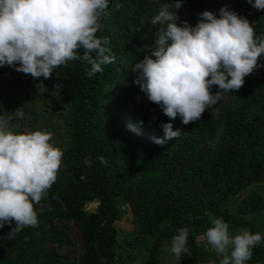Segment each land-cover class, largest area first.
<instances>
[{
  "label": "trees",
  "instance_id": "16d2710c",
  "mask_svg": "<svg viewBox=\"0 0 264 264\" xmlns=\"http://www.w3.org/2000/svg\"><path fill=\"white\" fill-rule=\"evenodd\" d=\"M163 2L110 0L97 35L107 38L113 62L91 78L90 66L78 60L56 70L59 88L50 100L54 106L63 104L64 114L57 115L65 129L59 145L62 166L48 195L34 205L38 226L25 227L11 238L7 234L14 222L0 229V264H112L118 258L116 221L124 213L135 220L137 242L153 240L144 264H160L165 246L182 227L189 229L190 252L178 264H199L198 233L217 217L229 224V232L242 227L254 233L250 223L237 217L264 212V197L246 193L264 180V68L246 76L238 91L225 94L229 103L206 109L199 121L187 126L179 118L171 121L173 130H181L179 138L154 143L153 137L163 138L160 125L169 118L133 83L137 74L131 69L154 42L158 26L150 21ZM225 6L264 36V10L252 9L247 0H183L177 23L195 26L199 13L209 10L218 17ZM13 71L0 82V108H9L18 93L36 91L39 79ZM217 90L214 86L211 91ZM33 115L28 127L48 131ZM229 204H235V213L225 211ZM70 223L83 238L76 259L58 253L67 247L77 250L63 231ZM252 252L248 264L263 261L264 242Z\"/></svg>",
  "mask_w": 264,
  "mask_h": 264
},
{
  "label": "clouds",
  "instance_id": "9594fccd",
  "mask_svg": "<svg viewBox=\"0 0 264 264\" xmlns=\"http://www.w3.org/2000/svg\"><path fill=\"white\" fill-rule=\"evenodd\" d=\"M247 3L264 10V0ZM109 4L110 0H0V67L47 79L60 66L78 60L90 66L89 78L102 72V66L114 59L108 54L107 38L97 35ZM182 6L183 0L160 4L150 21L158 26L154 42L131 69L137 74L133 83L169 118L160 125L163 138L153 137L158 145L182 135L171 121L179 118L184 126L199 121L225 94L238 91L246 76L264 68L258 62L264 60V36H257L245 17L225 6L218 17L202 11L195 26L178 24ZM14 115L22 118L23 113L17 110ZM12 119L13 114L0 115V229L14 222L9 238L25 227L38 226L34 205L56 182L64 155L55 146L53 133L18 132ZM127 125L139 133L132 123ZM83 163L91 166L87 159ZM211 224L204 238L221 257L219 264H248L253 248L264 242V235L246 229L230 235L229 224L220 217ZM188 234L189 229L182 227L171 239L170 252L177 260L190 252Z\"/></svg>",
  "mask_w": 264,
  "mask_h": 264
},
{
  "label": "rangeland",
  "instance_id": "374dc122",
  "mask_svg": "<svg viewBox=\"0 0 264 264\" xmlns=\"http://www.w3.org/2000/svg\"><path fill=\"white\" fill-rule=\"evenodd\" d=\"M13 72L14 71L12 67H0V82L12 77ZM57 86L58 81L55 71L53 72L52 76L47 79L43 77L39 78L35 92H23L16 94L10 101L9 108H0V112L9 115H14L17 110L22 112V118H18L14 115L15 118L11 121L12 124L17 126L16 131L21 133L32 131L28 126L34 123L35 117L33 114L38 115V125L42 124L45 125L46 128L48 127V131L53 133V141L55 146L59 147L61 144V136H64L63 133L65 132V129L62 126L61 119L57 115L59 113L64 114L63 104L61 102L58 104V106H54L50 100V94L54 91V88H57ZM230 101L231 98L224 95L223 98L218 102V105L221 106L229 103ZM139 106H141V101L136 103V109ZM215 111L219 113L220 107H216ZM22 121H24L26 125H23V123H21ZM150 137H153V134H151ZM235 204H229L225 206V211L235 212ZM121 216L118 218V223L116 226L119 231V247L116 248V252L118 254L119 260L121 259V261L118 263V260L112 264H144V260L148 255V246L153 244V240L146 238L144 241H142L143 243H139V241L137 242L135 238L137 237L138 228L136 227L134 218L130 213H127L125 217ZM63 231L66 232L70 236L71 240L77 245V250L67 247L64 250H59L58 253L63 257H66L68 254H70L74 259H76L83 247L82 235L72 223L69 224L67 229H63ZM200 232L198 233L197 243H200V246L198 245V247L199 249L201 248V261L204 264H213L209 260L203 258H208V255L211 251L206 239L204 238V234L203 237H199ZM130 255L132 259L129 258ZM179 261L180 260L175 259L173 254L170 252V245H166L163 250V255L161 256L160 264H178Z\"/></svg>",
  "mask_w": 264,
  "mask_h": 264
},
{
  "label": "crops",
  "instance_id": "0c3cea01",
  "mask_svg": "<svg viewBox=\"0 0 264 264\" xmlns=\"http://www.w3.org/2000/svg\"><path fill=\"white\" fill-rule=\"evenodd\" d=\"M246 192L247 193L257 192L258 194H260L261 196L264 197V180L262 182L258 183V184H255V185L251 186L249 189H247ZM87 210L89 211L90 210V207H88ZM232 213H235V212L233 211ZM126 214L127 213H124V214H122V216L125 217ZM237 218L241 222H248V223H250L251 226H252V228H253V230H254V233L259 232L262 235H264V212H262V213H253V214H248V215H238ZM117 223H118V220L116 221V226H117ZM207 228H209V227H207ZM207 228L202 229V231H201L202 233L200 232V236L199 237H203V234L207 230ZM245 229L248 230V231H250L248 228L238 227V228L230 231L229 233H230V235H236L241 230H245ZM117 230H118V228H117ZM118 236H119V231H118ZM201 241H203V240H201ZM198 242H199V238H198ZM198 245L200 246V243H198ZM208 246H209V249H210L211 252L208 255V258L207 257H203V258H205L206 260H209L213 264H219V259L221 257L212 250V248H211L210 245H208ZM118 260H119V257L117 258V260L115 262H117ZM120 261H121V259L118 261V263ZM199 264H204V263H202L201 258H200ZM256 264H264V260L261 261V262H259V263H256Z\"/></svg>",
  "mask_w": 264,
  "mask_h": 264
},
{
  "label": "bare ground",
  "instance_id": "6f19581e",
  "mask_svg": "<svg viewBox=\"0 0 264 264\" xmlns=\"http://www.w3.org/2000/svg\"><path fill=\"white\" fill-rule=\"evenodd\" d=\"M135 128H136V127H134V129H135ZM136 131H137V130H136ZM139 133L141 134V132H140V131H139ZM139 133H137V134H139ZM140 134H139V135H140Z\"/></svg>",
  "mask_w": 264,
  "mask_h": 264
},
{
  "label": "built area",
  "instance_id": "2783aa9c",
  "mask_svg": "<svg viewBox=\"0 0 264 264\" xmlns=\"http://www.w3.org/2000/svg\"><path fill=\"white\" fill-rule=\"evenodd\" d=\"M134 128V127H133Z\"/></svg>",
  "mask_w": 264,
  "mask_h": 264
}]
</instances>
